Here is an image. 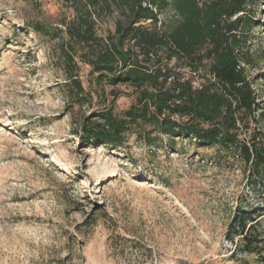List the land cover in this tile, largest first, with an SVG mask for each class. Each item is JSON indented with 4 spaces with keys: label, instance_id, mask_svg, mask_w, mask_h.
Returning <instances> with one entry per match:
<instances>
[{
    "label": "rangeland",
    "instance_id": "374dc122",
    "mask_svg": "<svg viewBox=\"0 0 264 264\" xmlns=\"http://www.w3.org/2000/svg\"><path fill=\"white\" fill-rule=\"evenodd\" d=\"M93 11L103 37L123 16L114 0ZM75 15L66 0H0V264H255L233 255L227 233L239 208L261 206L239 157L187 138L176 152L149 147L135 133L117 148L81 143L85 117L120 114L137 94L98 87L85 63V91L73 92L61 50ZM158 16L178 18L172 6ZM245 16L256 24L247 75L264 107V0Z\"/></svg>",
    "mask_w": 264,
    "mask_h": 264
},
{
    "label": "trees",
    "instance_id": "16d2710c",
    "mask_svg": "<svg viewBox=\"0 0 264 264\" xmlns=\"http://www.w3.org/2000/svg\"><path fill=\"white\" fill-rule=\"evenodd\" d=\"M66 1L76 15L65 24L61 58L73 92L85 91L77 77L85 63L98 87L129 84L137 94L120 114L109 107L85 117L81 143L117 148L135 133L149 147L176 152L177 141L187 138L239 157L261 206L239 208L227 233L238 237L235 257L253 255L264 264V107L246 69L256 24L245 13L255 0H114L123 16L105 37L93 11L100 0ZM168 6L178 18L166 25L158 15ZM182 69L205 82L195 86ZM110 92L117 97L115 88Z\"/></svg>",
    "mask_w": 264,
    "mask_h": 264
}]
</instances>
